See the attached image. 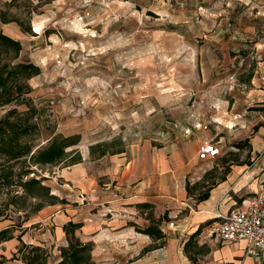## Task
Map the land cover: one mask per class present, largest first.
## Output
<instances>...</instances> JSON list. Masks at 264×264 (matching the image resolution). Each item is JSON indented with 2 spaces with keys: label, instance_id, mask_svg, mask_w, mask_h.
<instances>
[{
  "label": "rangeland",
  "instance_id": "rangeland-1",
  "mask_svg": "<svg viewBox=\"0 0 264 264\" xmlns=\"http://www.w3.org/2000/svg\"><path fill=\"white\" fill-rule=\"evenodd\" d=\"M0 11L30 25L33 34L0 22L21 43L18 60L40 68L29 95L48 129L80 137L81 162L38 169L59 199L90 212L109 207L121 196L123 161L144 147L182 164L194 197L204 175L205 186L219 181L227 156L247 159L264 187V0H0ZM116 138L120 154H89ZM207 140L219 153L200 159ZM241 140L249 146L238 151ZM62 207L31 214L24 239L55 237L45 219ZM1 245L3 264H20L10 258L14 242Z\"/></svg>",
  "mask_w": 264,
  "mask_h": 264
},
{
  "label": "crops",
  "instance_id": "crops-1",
  "mask_svg": "<svg viewBox=\"0 0 264 264\" xmlns=\"http://www.w3.org/2000/svg\"><path fill=\"white\" fill-rule=\"evenodd\" d=\"M123 165L118 175L121 196L114 198L109 207L101 205L90 212L85 205L64 203L60 210L52 211L45 219L55 237L37 242L48 248L49 263L58 258V247L66 244L62 225L71 220L82 221L76 234L81 240L94 243L92 256L97 264H264V250L257 256L247 255L243 241H220L203 234L205 227L217 219L218 212L228 213L242 207L247 197L260 189L261 175L252 176L253 171L243 165L231 166L225 178L210 188L208 197L197 202L195 194L191 195L185 188L182 164H173L165 151L144 147L127 162L123 161ZM107 210H110L108 214ZM150 212L155 220L160 219L158 227L165 234V243L144 250L159 241L136 230L148 225ZM165 216L174 218L171 229L165 225L169 221ZM196 230L198 233L192 237V242L202 253L192 252L195 260H191L183 246ZM22 239L31 242L23 236ZM54 241L57 253L50 251ZM11 242L16 244L17 240L11 239L1 246Z\"/></svg>",
  "mask_w": 264,
  "mask_h": 264
},
{
  "label": "trees",
  "instance_id": "trees-1",
  "mask_svg": "<svg viewBox=\"0 0 264 264\" xmlns=\"http://www.w3.org/2000/svg\"><path fill=\"white\" fill-rule=\"evenodd\" d=\"M0 22H16L22 32L31 33L30 25L17 16L8 18L5 11H0ZM21 43L18 39L4 33L0 28V109H6L0 115V223L6 222L0 228V245L11 239L17 240L10 258L18 259L24 264H97L92 256L94 243L83 241L76 234L82 221H67L62 225L66 244L58 247V258L49 263L50 252L41 244L25 242L22 239L27 230L23 224L33 213H37L46 205L67 203L51 192L45 183L48 177L39 176L38 169L43 166L72 165L82 161L77 147L79 134L64 135L48 129L43 117V109L33 102L29 95L31 86L28 79L40 72L38 65L31 61L18 60ZM22 107V108H20ZM45 134V139L42 137ZM45 141L44 143H42ZM119 145V146H117ZM249 142L245 140L233 143L238 151ZM124 151L120 139L96 142L89 145V154L100 158L105 154H117ZM249 153H247V156ZM224 169L219 180H223L233 164L242 165L247 159L238 161L237 158L223 157ZM207 175L197 183L200 191L196 201L204 200L209 190L216 182L204 185ZM188 193V184L185 185ZM145 206H148L147 204ZM149 223L137 231L159 239L158 243L150 244L144 250L162 246L165 243V234L155 220L152 213H148ZM20 230L17 234L16 231ZM199 230V229H198ZM196 230L184 243L183 249L189 259L195 260L191 253L201 254L200 248L192 242ZM9 260L0 252V264Z\"/></svg>",
  "mask_w": 264,
  "mask_h": 264
},
{
  "label": "built area",
  "instance_id": "built-area-1",
  "mask_svg": "<svg viewBox=\"0 0 264 264\" xmlns=\"http://www.w3.org/2000/svg\"><path fill=\"white\" fill-rule=\"evenodd\" d=\"M206 127V126H205ZM219 153L212 140L202 142L197 150L200 159H208ZM217 219L207 225L203 234L220 241H243L245 253L257 256L264 250V187L247 197L242 207L228 213H217ZM173 225V222L169 223Z\"/></svg>",
  "mask_w": 264,
  "mask_h": 264
}]
</instances>
